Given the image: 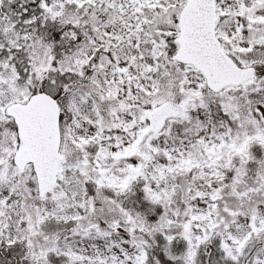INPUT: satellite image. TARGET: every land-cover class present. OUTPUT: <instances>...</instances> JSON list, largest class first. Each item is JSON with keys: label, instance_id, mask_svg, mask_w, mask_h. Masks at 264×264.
<instances>
[{"label": "snow or ice", "instance_id": "1", "mask_svg": "<svg viewBox=\"0 0 264 264\" xmlns=\"http://www.w3.org/2000/svg\"><path fill=\"white\" fill-rule=\"evenodd\" d=\"M0 264H264V0H0Z\"/></svg>", "mask_w": 264, "mask_h": 264}]
</instances>
